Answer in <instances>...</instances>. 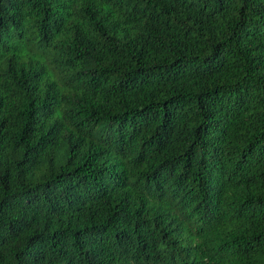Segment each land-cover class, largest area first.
I'll list each match as a JSON object with an SVG mask.
<instances>
[{"label":"trees","instance_id":"obj_1","mask_svg":"<svg viewBox=\"0 0 264 264\" xmlns=\"http://www.w3.org/2000/svg\"><path fill=\"white\" fill-rule=\"evenodd\" d=\"M0 264H264V0H0Z\"/></svg>","mask_w":264,"mask_h":264}]
</instances>
